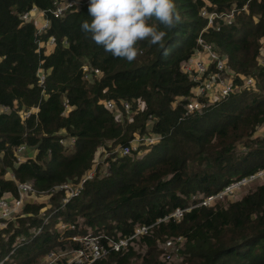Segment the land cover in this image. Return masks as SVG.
Here are the masks:
<instances>
[{
	"label": "trees",
	"instance_id": "obj_1",
	"mask_svg": "<svg viewBox=\"0 0 264 264\" xmlns=\"http://www.w3.org/2000/svg\"><path fill=\"white\" fill-rule=\"evenodd\" d=\"M52 2L0 0V106L9 107L0 112V197L16 198L18 182H31L34 195L47 197L0 224V262L41 264L49 251L73 247L60 240L64 235L57 226L65 222L75 225L71 234L114 239L129 236L136 226H151L124 250L93 264H168L164 242L177 236H182L179 264H264V183L240 197L264 177L229 202L195 207L179 221L163 220L175 208L264 166V136L257 134L264 122V0H174L180 21L162 28L163 48L142 41L132 62L114 58L81 31V22L90 20L89 1L59 18L47 12ZM31 7L45 11L44 31L22 20ZM203 8L234 9L231 24L220 21L219 30L208 28L201 37L231 71L210 64L204 76L212 71L231 77L238 88L213 102L200 97L204 106L188 112L195 83L182 66L201 48ZM83 64L100 73L83 79ZM39 67L45 73L42 85ZM246 77L252 86L238 90ZM107 99L118 111L121 101L130 102L132 117L117 122L104 105ZM32 107L38 112L21 120L19 111ZM136 134L156 135L158 141L126 155L112 152ZM66 136L75 138L71 149L59 142ZM21 144L34 155L16 162ZM99 148L109 156L96 163ZM91 171L93 178L64 205L61 191L46 192ZM18 236L24 242H17Z\"/></svg>",
	"mask_w": 264,
	"mask_h": 264
},
{
	"label": "built area",
	"instance_id": "obj_2",
	"mask_svg": "<svg viewBox=\"0 0 264 264\" xmlns=\"http://www.w3.org/2000/svg\"><path fill=\"white\" fill-rule=\"evenodd\" d=\"M83 0H53L52 7L48 9L54 18L61 17L64 12L69 8H75L81 5ZM86 2L89 0H85ZM200 15L206 18V24L201 30L200 35L197 38V43L201 46L200 49L194 53V55L188 60L186 64L182 66V71L188 74L193 82L195 83L193 89V97L188 107V112L193 111L197 107H203L202 101L198 98L203 97L208 101L213 102L220 100V98L228 96L230 93L236 91V86L231 79V77H221L216 73L209 71L206 76H204L208 66L214 64L218 71L231 72L229 70L228 64L225 59L221 58L217 52L214 50L211 43H205L201 37V33L208 28H214L215 30L220 29L219 22H225L226 24H231L234 17V9L229 12L226 11H208L205 8L201 9ZM41 17V20L38 18ZM23 21H32L38 32L44 31L49 24L47 18H45V11H42L36 7H31L29 10L21 14ZM264 40V39H263ZM48 44H54V38L50 37L48 39ZM261 62H264V56L261 57ZM83 72V79H89L94 74H99L100 71L97 68H92L88 64H83L81 66ZM38 82L42 85L45 81V73L41 67L37 69ZM253 80L250 77H246L243 81L242 87H251ZM64 112H66L68 106L66 102H63ZM105 107L114 114L117 122L122 123L125 119H129L133 115L131 103L128 101H121V111L117 110V105L112 99H107L104 101ZM9 107L0 106V112H8ZM38 112L37 107H32L28 110L19 111V116L21 120L27 119L30 114H36ZM262 131L264 132V126ZM158 141L156 135H146V134H136L129 142L122 146L121 148H116L112 152L117 151L118 154L126 155L131 152H138L141 146H150ZM60 144L65 145L68 149H71L75 143V138L73 136H66L59 138ZM29 147L25 144L15 148V161L23 162L27 158L26 151ZM100 149V148H99ZM102 157L107 158L109 153L101 148ZM101 159V156H100ZM96 162V154L94 157ZM98 162V161H97ZM96 162V163H97ZM94 176V171L87 173L83 178L77 182L65 181L61 184L55 185L46 192H54L59 190L62 192V204H66L72 198L80 194L85 182L92 179ZM264 177V166L246 176L240 178L232 179L228 184H226L222 189L215 193L206 195L202 199H199L186 207H177L170 214L165 216L163 220H168L172 218L174 220H181L186 212L191 211L195 207L200 206H211L215 202L230 200L235 196V194L241 190V188L255 180ZM17 197L9 199L6 197H0V224L5 225L6 221L11 219L16 213H18L24 204V200L36 192L31 182H18L17 183ZM195 200L196 197H192ZM34 202V200L32 201ZM29 203V202H28ZM151 226L139 225L133 230V233L129 236H123L118 239L108 237L106 235H98L93 233L71 234V230L75 229V225L72 223L60 222L58 223L57 230L60 235H64L62 239L64 241L73 242L74 246L70 248L53 250L46 253L43 257L41 264H93L95 261L106 258L109 256L110 252H119L124 250L128 244L136 237L146 234ZM37 230L36 232H38ZM17 242H24L25 238L22 236L16 237ZM182 241V236H177L174 239H168L164 242L165 256L167 259L178 255L180 251V245ZM2 264V262H0Z\"/></svg>",
	"mask_w": 264,
	"mask_h": 264
},
{
	"label": "clouds",
	"instance_id": "obj_3",
	"mask_svg": "<svg viewBox=\"0 0 264 264\" xmlns=\"http://www.w3.org/2000/svg\"><path fill=\"white\" fill-rule=\"evenodd\" d=\"M88 15L81 31L106 53L128 62L137 58L142 41L163 48L162 28L180 21L174 0H89Z\"/></svg>",
	"mask_w": 264,
	"mask_h": 264
},
{
	"label": "rangeland",
	"instance_id": "obj_4",
	"mask_svg": "<svg viewBox=\"0 0 264 264\" xmlns=\"http://www.w3.org/2000/svg\"><path fill=\"white\" fill-rule=\"evenodd\" d=\"M261 50L262 52L264 53V40L261 41ZM263 126H264V122L262 124H260V126L258 127V133L260 136H264V132L262 131L263 129ZM33 149H30L28 148L27 151H26V155H28L27 152H29L30 154H34V151H32ZM100 156H102V151H101V148L97 150L96 152V162L100 160ZM257 183H264V180H261V181H258L256 183H253L251 184L250 186H248V188H246L242 194L240 195V197L245 193L247 192L248 190L252 189L254 187V184H257ZM39 195H34V194H29V196L26 198L28 200H30V198H32L31 202L34 200L35 202H46L47 201V197L46 196H40L38 197ZM226 201L229 202V200H224L223 203H226ZM231 201V200H230ZM30 202V201H29ZM135 249L138 250V251H142L143 247L141 249H139L137 246H135ZM161 258V257H160ZM136 262H140L139 259H134ZM170 262L168 264H179L180 262V259L178 257V255H175L171 258V260H169Z\"/></svg>",
	"mask_w": 264,
	"mask_h": 264
},
{
	"label": "crops",
	"instance_id": "obj_5",
	"mask_svg": "<svg viewBox=\"0 0 264 264\" xmlns=\"http://www.w3.org/2000/svg\"><path fill=\"white\" fill-rule=\"evenodd\" d=\"M38 18L41 20V17L38 16ZM32 151H34V149H33ZM27 153H28V156H29V157H31V156L34 155V154H30L29 152H27Z\"/></svg>",
	"mask_w": 264,
	"mask_h": 264
},
{
	"label": "water",
	"instance_id": "obj_6",
	"mask_svg": "<svg viewBox=\"0 0 264 264\" xmlns=\"http://www.w3.org/2000/svg\"><path fill=\"white\" fill-rule=\"evenodd\" d=\"M31 200H32V198H30V200L25 199V200H24V204H27L29 201L31 202Z\"/></svg>",
	"mask_w": 264,
	"mask_h": 264
}]
</instances>
